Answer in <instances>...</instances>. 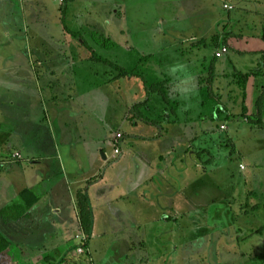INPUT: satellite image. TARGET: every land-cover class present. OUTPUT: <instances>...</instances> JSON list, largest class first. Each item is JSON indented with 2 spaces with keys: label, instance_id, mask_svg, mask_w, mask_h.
<instances>
[{
  "label": "crops",
  "instance_id": "1",
  "mask_svg": "<svg viewBox=\"0 0 264 264\" xmlns=\"http://www.w3.org/2000/svg\"><path fill=\"white\" fill-rule=\"evenodd\" d=\"M19 1V10L23 11V15L13 17L11 13L6 21L0 18V22L18 24L11 30L21 33L22 28L31 30L29 18L35 22V26H39L36 24L39 18L44 22L43 15L32 4L29 9L26 3L34 2L38 6L42 5L43 0ZM134 1L136 8H142L138 12L139 18L141 14L150 12L154 5V0L152 3V0ZM189 1L192 0H167L166 3L168 7H173L174 12V8H184ZM228 1L224 5L234 6ZM92 2L87 9L86 4L80 0L65 1L61 15V43L60 40L55 43L52 34H44L42 37L50 40V43L45 44V39L37 34L35 38L38 39V46L30 48L31 52L28 51L23 59L12 54L2 59L5 64H0V214L15 205L25 208L26 217L21 220L10 224L2 221L6 225L5 230H14L16 227L15 231L19 233L8 239L20 249L22 264H43L46 258L55 259L56 264H90L92 260L93 264H151L148 256L144 258L137 249L143 241L148 246V234L135 235L146 225L150 209L161 208V219L166 215H180L177 219L184 222L186 232L193 224L199 229L204 227V222L201 223L195 217L200 216L204 220V216L210 210L215 212L216 208L215 213L221 215L223 212L218 199L204 203L203 188L201 196L197 189L195 195L193 192L176 195L177 191L171 190L172 195L169 196L163 191L165 184L171 183L167 182L166 172L174 168L177 161L180 165L196 159L194 169L200 170L198 160L201 155H195L196 146H190L191 143L198 145L203 139V92L199 88V79L203 76L200 73L208 66L210 69L214 67L215 72L218 64L215 59L209 64L208 57L201 54L192 60V64L178 55L183 50L185 54L189 53L187 49L190 45L198 49L199 39L211 38L213 34L218 36L221 17L211 24H202L195 20L198 11L195 17L188 11H181V14L176 11L174 15L166 16L165 25L158 30L151 17V21L141 20L143 23L147 21L148 26L144 29L140 27L141 30L131 37L122 31L123 37L135 41L132 43L124 40L121 44L114 40L116 38L112 33L104 34L93 28L97 26L93 21L92 24L96 25L91 24L86 32L83 27L73 28L67 24L70 17L74 23L76 17L80 22L87 16H98L96 9L108 3L107 0ZM9 4L8 0H0V8H6ZM81 5L84 12L75 14L81 10ZM258 16L262 20L260 30L253 32L247 26L248 31L241 35L242 41L236 47L240 48L239 53L244 56L242 63L250 59L254 66L264 57V15ZM0 30L8 40L15 36L7 29ZM100 38L114 40L117 45L111 49L104 47L98 42ZM157 39H162L165 46L154 48ZM255 44L259 46L254 48ZM102 47L110 51V59L103 55ZM221 47H217L214 58H217L216 54ZM227 47L236 52L229 45ZM190 51L192 55H198L197 50ZM102 59L130 71L139 66L140 60L158 61V64H151L156 67L155 71L158 67V71L163 72L161 78L157 79L163 83L159 87H163L162 91H145L148 96L141 100L143 89L140 83H145L143 76H124V73L100 61ZM242 66V72L239 73L249 75L244 88L243 108L248 119L242 118L244 127L242 131L238 129L240 133L246 132L248 125L264 129V115L262 125L255 118L260 119L264 114V70ZM143 67L146 73L151 69L149 65ZM109 69L114 72L111 74L113 80ZM236 70L238 68L235 66ZM249 84L254 87L248 88ZM111 88L113 91L110 93ZM139 102L145 104L143 110L140 108L146 117L144 122H149L144 125L145 129L140 124L139 115L134 117ZM170 102L191 103L183 111L179 109L176 123L174 114L178 109H173ZM259 104H263V107ZM162 105L168 107L171 117L166 116L168 111H159L158 106ZM233 120L236 121L235 118ZM115 122H118L116 126ZM114 127L118 128L117 133L123 132L126 136L122 146L123 156L112 162L114 136L110 132ZM174 129L177 133L189 130L192 139H177L173 134ZM144 134L148 137H144ZM141 139H144L146 146L140 145ZM165 140H172L169 142L171 145L154 146L163 145ZM179 141L187 146H177ZM177 149L180 155L172 163L171 155ZM17 155L20 157L16 158ZM244 158L239 166L249 168L248 157ZM240 168H237L239 173ZM215 188L218 192L219 185ZM156 192L161 196L162 201L158 202L162 205L155 202ZM261 199L264 200V195ZM222 202L226 204L224 199ZM191 203L195 210L193 213L185 212L183 205ZM259 204V207L254 206L252 213L255 219H260L259 230L249 234L251 218L248 217L245 228L240 230L247 231L248 236L242 240L238 238L237 241L230 236L232 242L236 241L234 248L242 244L244 253L236 252L233 248L231 254L222 258L216 250L213 264H264L261 251L264 247V203L260 201ZM230 206L233 207V204ZM230 209L234 211L235 207ZM140 215L142 217L138 219ZM150 221L154 222L155 219ZM216 227L214 224L212 229ZM81 234L88 241L90 255L71 258L66 253L80 244L78 237ZM181 235L188 237L183 231L178 236ZM183 239L180 238L181 242ZM173 242L186 248V245ZM123 245L128 247L126 253H118V248H123ZM35 248L39 251L34 252ZM102 248L105 251L107 249L106 254Z\"/></svg>",
  "mask_w": 264,
  "mask_h": 264
},
{
  "label": "rangeland",
  "instance_id": "2",
  "mask_svg": "<svg viewBox=\"0 0 264 264\" xmlns=\"http://www.w3.org/2000/svg\"><path fill=\"white\" fill-rule=\"evenodd\" d=\"M80 1L82 4H86L87 9L93 3L92 0ZM107 1V5L101 6V9L99 7L96 9L97 14H99L98 16H95L93 18L87 16L84 21L80 22L79 18L76 17V22L74 23L71 22L72 20L70 19H72V17H70L67 24L69 23L68 25L73 28L83 27L86 32L88 31V29H90V25L93 21L94 23H97V26L92 27L96 28L98 32L108 35L112 33L116 38L114 40H116L118 43L123 44L124 40L131 41L132 43L135 40H132V38L131 40L127 39L125 36L123 37L122 31L130 34L131 37L133 33H136L137 31L141 30V28L144 29L145 26H148L147 21H145L144 23L142 21H151V17H153V20H155L156 30H158L160 26L165 25L166 16L174 15V12L176 11L180 14L181 11H188L189 13H192L194 17L196 11H198V15L195 20L196 22L202 24H211L213 21L221 17L218 36H215V34H213L214 36L211 38L203 40L199 39L197 41V45L201 46H198V49H193V46L190 45L187 49V52L189 51V53L185 54L186 51L183 50V53L178 55L179 58L182 59L183 57V60H186V62L189 61L191 64L192 60L195 57L199 58L201 55L208 57L209 64L213 62L214 59L217 60L216 62H218V64H216L215 66V72L213 71L214 67L210 69V66H202V68L204 67V71H201L200 73V75L203 76L199 79V88H201L203 92V99L201 101V104H203L204 113L202 121L203 131H201V134H203V139L199 141L200 146L199 144L194 145L193 143H191L190 145L196 146V150L194 153L195 155H201L198 160V163H200V170L196 171L194 169V165L197 164L196 159H193V161L190 162L185 161L180 165L179 163H177V161V164L175 163L174 166L176 170L172 167L171 170L169 169L166 172L167 182L171 183H169L168 185L165 184V189H163V191L167 192V195L170 196L172 195L171 190L177 191L176 195H178V193L182 194L184 192L188 194L193 192V195H195L197 193V190H199L198 193L201 196V189L203 188L205 193L204 203L206 204L208 202H211L212 200L218 199L220 206L223 207V212H221L220 215L215 213L217 212V208L215 209V212L209 209L210 212L207 213L206 217L204 216V220L200 218V216L195 217L198 219V221H201V223L204 222V227L199 229L195 224L190 226L188 225L189 227L187 228L186 232L184 222H179L178 220L180 215H166L163 217V219H161L163 210L156 207V210L150 209L149 213L147 214L146 217L149 220L146 219V225L141 230L135 233V235L148 234V246L147 243L143 241L142 244L137 247V249L144 258L148 256L151 264H213L212 259L215 258L216 250H218L220 256L224 258L225 256H227V254L232 253L231 251L234 248L233 244L237 241L236 239L239 238L242 240L243 238H246L248 236L247 231L240 232V230H243L245 228V223L249 218H251V225L249 223L251 232L249 234L258 231L259 224H261V222H259L260 219H255V214H249L254 212V206L259 207L261 205L259 204L260 201H262V204L264 203V200L261 199V196L264 195V129L262 128L259 130L258 128H254V126L252 127L248 125L246 132L244 133H240V131L238 130L239 128H241L242 131V128L244 127L242 123L244 119L242 118L247 117V115L243 109L245 104V91L243 86L239 83V78L237 77V79H234V74H241L239 73L242 72V70L240 69L241 65H243V68L252 66V70H264V57L255 66L250 59H248L247 63H242L244 56L243 54L239 53V51H241L239 47L236 49L237 45H239V43L242 41L241 35L244 32L248 31L249 27L253 32L257 30L259 31L262 27V20L258 15H264V0H229L228 2L232 3L235 7L231 6L230 4L224 5L225 1L227 0H192L189 1L188 5L184 6V8H174V12L173 7H168L166 3L167 0H154L153 7L151 9L149 8L150 12L141 14L140 18L138 12H140L142 8H136L133 3L135 2L134 0ZM19 2V0H8V3H10L8 7L0 8V18H5L6 21L8 17H10L11 13L14 14L13 17L21 14L23 15V11L19 10ZM152 2L153 0L151 1V3ZM26 3L29 9L32 4L34 6V9H36V11L40 13V15H43L44 22H42V20L39 18L38 22L36 23L39 24V26H35V22H32L29 18L28 25H31V30L27 31V29L22 28V33L20 31L18 32L17 30H15L16 32L11 30L12 27H17L18 24H15L13 22L9 23L8 21L0 22V29H7L13 35H15L12 40H8V38H6V34L4 32H1L0 30V64H5V62L3 63L2 59L12 54L15 55L16 58L23 59L28 51L31 52L30 48H35L36 46H38V39L35 38L37 34H39L41 37L44 34H52L55 37V43H58L59 40L60 43L62 42L61 30L63 29V27L61 23V15L63 7L66 5V3L61 4L59 3V1L54 0H43L42 5L38 4V6H36L34 2L27 1ZM121 4L124 5L123 9L121 8ZM144 5L147 6L146 4ZM143 8L144 10L147 9L146 7ZM80 9L81 10H78L75 14L84 12V8H82V5ZM231 15L232 18H230ZM79 17H81L80 14ZM122 20H124V25L122 24ZM249 22L250 24L247 25ZM238 38H240V40ZM156 41L157 44L154 45V48L165 46L162 39H157ZM44 43H50V40L45 39ZM189 43L190 42H188L187 45ZM222 44H225L226 47L229 45L232 49L236 50V52L233 50H229V53L225 56L219 59L214 58L213 56L217 51V47L219 48V46ZM116 45L117 44L115 43L113 47L115 48ZM258 46V44H255L254 48ZM191 49L194 50V52H196L197 50L198 55H192L190 51ZM103 55L110 59L112 54H110V51L103 48ZM151 63L158 64V61L146 59L140 60L139 66L136 67L134 71L129 70L130 74H127L128 76H143V78L145 79V86L140 83L141 88L143 89L141 100L142 98L144 99L148 96V93L146 94L145 91L155 92L159 89L162 91L163 89V87L162 89L159 88L163 83L157 80L161 78L163 72H159L158 67L155 71L156 67ZM147 64L151 67L148 73H146L147 70L143 67H147ZM235 66L236 68H238V70L236 71H234ZM237 71L238 73H235ZM110 72L111 70L109 69L110 78L113 80V76L111 74H113L114 72ZM127 75L124 74V76ZM147 76L148 80L146 79ZM250 86L253 85L249 84L248 88ZM253 87L251 90L254 89ZM167 89L169 90V88ZM171 90L172 87L169 91ZM109 91L111 93L113 91V88H111ZM115 98L116 95L114 97V104ZM172 105L173 109H175L176 107L178 109L174 114V122L176 123V119L178 118L177 113L179 112V109L183 111L185 108H188L191 103L186 104L178 102L172 103ZM260 105L262 106L263 104H259V106ZM143 106H145L144 102H139L137 104V110H140V112L135 110L136 112L134 113V117L139 115V118L141 119L140 124L144 126L149 122H144V119L146 120V117L142 115L143 113H141L140 109L142 108L143 110ZM158 107L160 108L159 111L161 112L165 110L168 111V114L166 116H172L168 107H164L163 105ZM263 115L264 114H262L260 119L255 117L257 119L256 121L260 122V125H262L261 122L263 120ZM233 118H235L236 121H234ZM117 124L118 122H115L114 126H116ZM143 128L145 129V126ZM117 129V127H114L110 132V135H113L115 137L117 134H123L124 137L126 136L123 132L117 133ZM126 134L129 135L128 132H126ZM173 134L177 139L182 141H185L186 139H192L191 137L193 136L189 130L187 132L177 133L176 129H174ZM144 137H148V135L144 134ZM247 140L249 141V143H247ZM113 141L114 139L112 140V148ZM171 141L172 140H165L162 143L163 145L155 144L154 146H170L171 143L169 142ZM143 142L144 139H141L140 145L143 144L144 146H146ZM244 142L246 143V146H244ZM177 146L187 145L179 141V144ZM178 155H180L179 149H177L171 155L172 163L175 162V159L178 157ZM244 157H248V161L250 163L249 168L246 167L244 169L243 166L241 168L240 166H238L239 164H241L243 159H246ZM189 163L191 165H189ZM238 167L240 168V172L244 174V176L238 172ZM218 185L219 193L214 190ZM152 191L151 194L155 192ZM234 194H236V196ZM160 197L161 196H159L156 192L155 202L158 205L163 204L158 202V200L162 201ZM223 199L225 200L226 204L222 202ZM178 201L179 200L177 199V202ZM230 202H232L233 207H235L234 211L233 209H230L233 208L232 206H230L232 205ZM192 204L193 203L187 205L184 204V211L187 213H193L195 209L192 208ZM141 217V215L137 216L138 219H140ZM153 219H155L156 223H154L155 221H150ZM3 222L2 219H0V231L3 233V235H5V237L10 238L12 237L11 235L18 233L17 231H15L16 227L14 228V230H12L13 228H9L10 231L5 230L4 226L6 225L4 224L5 222ZM214 224L217 227L213 230L212 226ZM180 227L181 231H183V233L188 236L187 238H185L183 235H181L180 237L178 236L179 232H181ZM80 236L84 237L83 234H81ZM230 236L236 241L232 242ZM181 237L184 238L182 242L180 240ZM195 239L198 240L196 241ZM173 241L179 242V244L186 245V248L183 249L179 247L178 244H174ZM77 247L74 246L73 248H71L73 250H70L66 254L71 258H77L78 256H80L77 251ZM127 249L128 247L123 245V248L122 246H120L117 252L126 253ZM256 249H258L259 252L262 251V254H264V247H262L261 251L259 248ZM256 249L254 250L256 251ZM13 250L14 258L12 254V256H10L11 259L8 263L22 264L19 258L21 252L20 249L16 247ZM234 250L241 253V251L243 250L242 244L240 247H238L237 245ZM36 251H39V249L36 250L35 248L34 252ZM106 253L107 249L105 251V254ZM47 260L48 258L44 259L43 262H46ZM53 261H55V259ZM90 264L93 263L90 261Z\"/></svg>",
  "mask_w": 264,
  "mask_h": 264
},
{
  "label": "trees",
  "instance_id": "3",
  "mask_svg": "<svg viewBox=\"0 0 264 264\" xmlns=\"http://www.w3.org/2000/svg\"><path fill=\"white\" fill-rule=\"evenodd\" d=\"M98 42L101 45H103L104 47H107L109 49H111L115 45V43L111 39H107V38H103V39L100 38L98 40ZM224 46H225V44H222V47H224ZM100 61L109 64L110 66L114 67L115 69L119 70L120 72H122L124 74H130L129 70H126V69L119 67V66H115L114 64H112L109 61H106L103 59ZM237 77L239 78V83L243 86V88H246L249 75L238 74V75H236V78ZM244 118L248 119V117H244ZM240 174H242V173H240ZM250 215H253V214L251 213ZM22 217H26V214H25V208L21 205H15V206L9 207L6 210H4V212L2 214H0V219H2V221H4L6 224H10L11 222L19 221L22 219ZM79 245H80V247L86 248L85 253L83 255H90V251L88 248L89 246L87 245V243L85 245L80 240ZM14 248H16V246L7 237H5L3 235V233L0 232V264H9L8 262L11 259L10 256H12V254L14 253V250H13ZM241 252L244 253L243 250ZM13 258H14V254H13ZM91 262L93 263V260ZM42 263L43 264H56L55 261H53L51 259H48L46 262H42Z\"/></svg>",
  "mask_w": 264,
  "mask_h": 264
},
{
  "label": "built area",
  "instance_id": "4",
  "mask_svg": "<svg viewBox=\"0 0 264 264\" xmlns=\"http://www.w3.org/2000/svg\"><path fill=\"white\" fill-rule=\"evenodd\" d=\"M54 1H59L60 3H65L66 0H54ZM229 53V50L227 47H221L219 52L216 54L217 58H221L223 56H225L226 54ZM125 137L123 136V134H117L114 137V141H113V155L111 157V161L114 162L118 159H120L123 156V141H124ZM20 156L17 155L16 158H19ZM79 240H81L85 245L87 243V239L85 237H79ZM85 247H80V245H78L77 251L80 255H83L85 253Z\"/></svg>",
  "mask_w": 264,
  "mask_h": 264
}]
</instances>
